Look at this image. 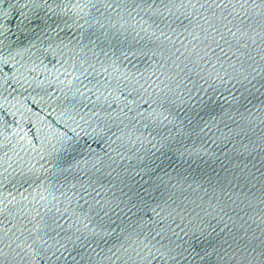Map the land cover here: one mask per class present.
Listing matches in <instances>:
<instances>
[{
    "label": "water",
    "instance_id": "95a60500",
    "mask_svg": "<svg viewBox=\"0 0 264 264\" xmlns=\"http://www.w3.org/2000/svg\"><path fill=\"white\" fill-rule=\"evenodd\" d=\"M0 264H264V0H0Z\"/></svg>",
    "mask_w": 264,
    "mask_h": 264
}]
</instances>
